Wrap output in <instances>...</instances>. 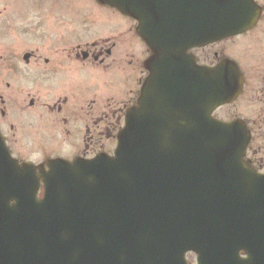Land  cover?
Listing matches in <instances>:
<instances>
[{
  "label": "water",
  "instance_id": "95a60500",
  "mask_svg": "<svg viewBox=\"0 0 264 264\" xmlns=\"http://www.w3.org/2000/svg\"><path fill=\"white\" fill-rule=\"evenodd\" d=\"M98 1L137 19L150 47L152 31L171 42L146 60L114 155L20 165L0 138V264H187L189 251L198 264H264V176L244 160V127L212 116L240 78L187 53L249 28L254 1ZM246 210L258 226L252 245ZM219 212L235 220L230 245L218 237ZM241 235L247 258L234 247Z\"/></svg>",
  "mask_w": 264,
  "mask_h": 264
},
{
  "label": "flooded vegetation",
  "instance_id": "af4514ba",
  "mask_svg": "<svg viewBox=\"0 0 264 264\" xmlns=\"http://www.w3.org/2000/svg\"><path fill=\"white\" fill-rule=\"evenodd\" d=\"M253 1L260 13L249 28L191 47L187 53L198 66L229 65L230 73H223L224 79L240 78L237 94L230 92L233 98L218 105L212 114L217 120L244 127L249 135L244 160L264 176V0ZM92 2L93 13L105 8L135 22L129 29L137 48L131 40L121 50L115 33L104 35V28H94V32L93 28H76V12L60 8L70 0H0V138L20 165L28 162L47 167L51 159L112 154L114 150L105 151L103 143L117 141L127 111L137 105L150 75L146 60L153 55V48L164 51L171 42L167 33L152 31L150 47L139 32L137 19L98 0ZM128 52L131 58H127ZM158 67L163 69L156 64L155 69ZM119 77L123 80L118 84ZM104 84L110 88L107 93ZM49 142L71 152L67 157H52L38 149ZM96 146L100 148L97 152ZM243 213L247 217L240 225L250 222L245 224V237L252 245L259 235L258 226L252 224L255 212ZM217 221L218 237L230 245L228 234L235 231V220L219 212ZM245 246L241 235L234 246L240 258L248 256ZM187 258L188 264H195L194 253H187Z\"/></svg>",
  "mask_w": 264,
  "mask_h": 264
},
{
  "label": "rangeland",
  "instance_id": "374dc122",
  "mask_svg": "<svg viewBox=\"0 0 264 264\" xmlns=\"http://www.w3.org/2000/svg\"><path fill=\"white\" fill-rule=\"evenodd\" d=\"M61 11L68 12V11H75L76 15V28H93V32L95 31L94 28H104V35L109 34L111 35V32H114L115 35L118 37V41L121 43L118 45V48L123 50L122 48L125 47V45L128 42H131L132 40V46L137 48L136 42L134 40V36L132 31L129 28H132L133 25H135V22L131 19L125 18L123 16H118L114 11L110 12L107 9L104 8V10H101L100 13L96 14L91 11H96L95 4L92 2V0H70V4H62L60 5ZM85 10H88L87 12L83 13ZM104 11V12H103ZM88 14V16H87ZM106 28V29H105ZM129 44V43H128ZM132 48H128L127 50H131ZM211 51V50H208ZM207 53V52H205ZM127 58H131V53L128 52ZM111 77L118 78L117 75H110ZM105 78V77H104ZM122 80L119 77V81L117 79V83H122ZM104 89H107L104 91V93H107L110 89L104 84ZM118 95V93L115 94V97ZM118 99V98H117ZM124 99H128L127 97ZM105 103V101H104ZM117 131V128L115 130V133ZM95 132V131H93ZM104 150L105 151H111V149H114L116 146V142H114L113 139H110L106 144H104ZM100 146V145H99ZM39 150L47 151L48 155L55 157L57 155L59 156H66L65 154H69L71 152V149H66L64 151V147L57 144L56 142H49L48 144L37 146ZM100 148L96 146V152L99 151ZM96 152H92L93 155ZM67 157V156H66ZM189 260L194 262V259L189 257Z\"/></svg>",
  "mask_w": 264,
  "mask_h": 264
}]
</instances>
